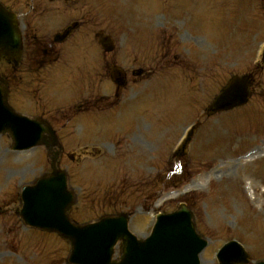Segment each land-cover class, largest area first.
<instances>
[{
  "label": "rangeland",
  "instance_id": "1",
  "mask_svg": "<svg viewBox=\"0 0 264 264\" xmlns=\"http://www.w3.org/2000/svg\"><path fill=\"white\" fill-rule=\"evenodd\" d=\"M254 2L255 4H248L247 0H238L239 6L235 5L239 9L238 24L234 22L230 12L225 14L222 20H214V23L223 27L206 20L213 27L210 24L207 26L208 36L206 35L203 51L205 55L213 54L215 60L224 44L220 41H226L228 35L232 44L227 54L246 55L248 60L254 56L260 59L261 43L264 40V16L258 8V0ZM48 29L49 27H46L42 33H48ZM197 33L204 39L205 31ZM217 34H221L220 38ZM63 47V55L73 57V64L80 70L84 64L78 67L77 64L81 60L75 56L84 55L85 61L94 60L92 51L86 47H77L73 38L64 43ZM214 60H209L208 64L212 65ZM248 64L241 63L240 67ZM2 65L3 62L0 64V70ZM94 72V84L88 86L90 89L86 90V93L91 96L108 94L112 89L108 82L109 76L96 55ZM59 75L63 79V85L56 87L58 95L49 101L54 104V108H57L61 100L70 98L87 83L86 79L80 78L78 84L72 86L73 75H65L63 69H59ZM1 77L4 78L2 75ZM159 77L165 78V82L159 85L164 90L163 94L161 89H155L151 93L143 88H139L140 91L135 90L138 87L128 89L127 102L133 95L143 96L132 115L125 114L116 107L118 109L112 112L113 119L111 115L108 116L103 120V127L102 121L93 127L88 114L81 117L83 125L78 128L68 127L69 132L74 128L78 130L75 140L71 137L64 142L69 150L73 148L79 152L87 144L99 150L95 156L78 158V169L74 170V173L70 158L65 156L63 160L62 165L69 170L70 183L77 195L76 204L70 211L71 218L80 223L94 220L106 212L110 205L109 210L131 211L129 227L137 236L142 237L149 233L155 212L171 211L182 197H186L196 214L199 231L209 242L200 256V264H218L216 251L231 238L240 241L248 250L251 264L264 259V90L259 92L256 88L248 105L209 116L203 123L200 121L203 118L200 111L203 104L209 103L216 94L220 86L219 80L208 79V84H203L202 89L198 87L194 90L190 85H180L177 73L162 74ZM258 80L264 83L263 73L260 77L258 75L256 84ZM7 85H10V89L13 87L9 80ZM261 86L264 87V84L261 83ZM32 103L28 104L23 112L29 108H38L36 103ZM146 109L156 111V114L151 116L157 124L152 142L140 143L136 136H127V150L111 153L109 145L120 139L123 122L135 124L136 118L140 119L138 115ZM162 110L170 117H166ZM93 112L94 110L89 113ZM192 122H196V127L189 147L182 156V159H188L191 163V176L179 185L176 179L179 170L177 173L173 171L166 174L165 168L168 164L166 167L165 165L178 145L184 127L186 129ZM133 128L134 126L128 127V130ZM168 134L172 137L168 138ZM206 143H209L207 149ZM10 144L7 133H1L0 207H5V210L9 208L15 216L20 186L40 175L44 168L49 169L50 158L40 156L42 148L39 146L17 152L10 150ZM256 148L257 152L252 154L254 157H248L247 155ZM171 163H174V160ZM156 178L166 180V184L157 187V190H148L147 198L141 196L140 188L150 186ZM173 182L175 184L172 186H166L167 183L171 185ZM121 194L126 204L120 202ZM152 195L153 198H150ZM18 231L19 247L12 242V234H7L0 225V264H68L67 241L58 240L55 234H41L24 226ZM118 250L117 248L116 256Z\"/></svg>",
  "mask_w": 264,
  "mask_h": 264
},
{
  "label": "flooded vegetation",
  "instance_id": "2",
  "mask_svg": "<svg viewBox=\"0 0 264 264\" xmlns=\"http://www.w3.org/2000/svg\"><path fill=\"white\" fill-rule=\"evenodd\" d=\"M7 10L15 13L22 40V50L17 62L6 60L0 70L13 87L8 89L26 105L36 103L38 108H29L28 114L37 119L42 126L51 130L41 133V142L52 151L53 157L63 156L60 144L64 136L63 127L68 115L86 105L91 108L93 97H78L71 113L54 108L49 102L58 84L56 74L51 70L61 56L64 43L70 38L79 48L92 47L102 63L125 62L132 67L123 66L127 83L116 88L115 95L128 87V84L140 80L144 72L154 69L152 63L171 67L173 71L186 67L191 79H204L208 74L218 76L234 73H252L261 71V65L251 69L246 65L239 72L240 62H249L246 55L216 56L214 65L203 64L205 55L201 50V41L190 32L200 15L201 23L207 18L208 0H3ZM201 7V8H200ZM49 27L48 33L42 31ZM68 31L63 40L61 33ZM108 35L113 39L112 51H104L99 46L98 35ZM60 45V49H57ZM57 51V52H56ZM92 61V60H91ZM196 64L188 66L187 64ZM50 68V69H48ZM94 65H88L87 72H93ZM199 69V72L197 71ZM193 72V73H191ZM130 74V76H129ZM136 76V77H135ZM254 90V89H253ZM120 93V94H121ZM32 103V104H33ZM85 106V107H86ZM62 148V150H61Z\"/></svg>",
  "mask_w": 264,
  "mask_h": 264
},
{
  "label": "water",
  "instance_id": "3",
  "mask_svg": "<svg viewBox=\"0 0 264 264\" xmlns=\"http://www.w3.org/2000/svg\"><path fill=\"white\" fill-rule=\"evenodd\" d=\"M2 14L0 12V16ZM7 28L11 30L8 24L0 21V46L6 44L2 40ZM250 83L248 77L231 78L211 109H228L244 103ZM4 102L0 97V128L11 129L16 141H22L26 134L24 129L30 123L24 120L25 117L14 115L6 104L4 108ZM22 198L20 213L27 223L57 230L70 239V262L74 264H199L198 254L205 245L195 232L191 212L183 206L178 211L159 216L152 234L145 240H138L129 233L125 214L102 218L96 224L71 225L66 210L72 200L62 171L38 179L33 187L24 188ZM118 239L122 241L124 254L120 261H113V246ZM217 257L220 264L247 262V253L233 241L226 244Z\"/></svg>",
  "mask_w": 264,
  "mask_h": 264
},
{
  "label": "bare ground",
  "instance_id": "4",
  "mask_svg": "<svg viewBox=\"0 0 264 264\" xmlns=\"http://www.w3.org/2000/svg\"><path fill=\"white\" fill-rule=\"evenodd\" d=\"M256 152H257V148H256L255 150H253L252 153H251L250 155H247V156H248V157H249V156L254 157V155H252V154H255Z\"/></svg>",
  "mask_w": 264,
  "mask_h": 264
}]
</instances>
